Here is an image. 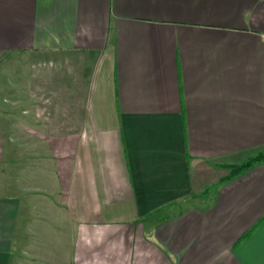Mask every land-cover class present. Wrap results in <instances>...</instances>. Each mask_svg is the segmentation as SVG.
<instances>
[{"label": "crops", "instance_id": "1", "mask_svg": "<svg viewBox=\"0 0 264 264\" xmlns=\"http://www.w3.org/2000/svg\"><path fill=\"white\" fill-rule=\"evenodd\" d=\"M263 149L264 0H0V264H264Z\"/></svg>", "mask_w": 264, "mask_h": 264}, {"label": "rangeland", "instance_id": "2", "mask_svg": "<svg viewBox=\"0 0 264 264\" xmlns=\"http://www.w3.org/2000/svg\"><path fill=\"white\" fill-rule=\"evenodd\" d=\"M5 62V61H4ZM13 62V61H12ZM5 65L2 67L3 71L6 69V70H9V68L7 67L9 65L8 62L4 63ZM14 106V105H13ZM20 107H27V104H24L23 106H20ZM19 107V108H20ZM15 108V107H14ZM16 109V108H15ZM25 116H30V113H26V114H23ZM10 120L9 122L7 123V125H5V128H6V131L4 132L5 136L7 137L8 140H10L11 138V144L10 146H8L6 148V151H5V155L8 156V158L11 159L10 162H8L7 164V169L8 170H14V155H15V152H14V123H15V120L19 119L20 118V115H16L13 113V108H12V115L10 116ZM19 126H21V124H19ZM29 129L26 128V130ZM254 155V154H253ZM252 155V156H253Z\"/></svg>", "mask_w": 264, "mask_h": 264}, {"label": "trees", "instance_id": "3", "mask_svg": "<svg viewBox=\"0 0 264 264\" xmlns=\"http://www.w3.org/2000/svg\"><path fill=\"white\" fill-rule=\"evenodd\" d=\"M261 161H264V149L251 156L247 161L241 164L233 165L231 170L233 171V173L244 171Z\"/></svg>", "mask_w": 264, "mask_h": 264}]
</instances>
